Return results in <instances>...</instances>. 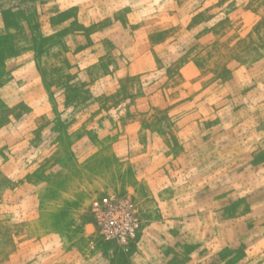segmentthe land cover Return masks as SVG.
<instances>
[{"label": "rangeland", "instance_id": "374dc122", "mask_svg": "<svg viewBox=\"0 0 264 264\" xmlns=\"http://www.w3.org/2000/svg\"><path fill=\"white\" fill-rule=\"evenodd\" d=\"M103 198L137 238L100 233ZM97 244L264 264V0H0V264Z\"/></svg>", "mask_w": 264, "mask_h": 264}, {"label": "built area", "instance_id": "2783aa9c", "mask_svg": "<svg viewBox=\"0 0 264 264\" xmlns=\"http://www.w3.org/2000/svg\"><path fill=\"white\" fill-rule=\"evenodd\" d=\"M93 213L100 233L110 239L128 243L140 231L138 216L126 198H103L96 201Z\"/></svg>", "mask_w": 264, "mask_h": 264}, {"label": "crops", "instance_id": "0c3cea01", "mask_svg": "<svg viewBox=\"0 0 264 264\" xmlns=\"http://www.w3.org/2000/svg\"><path fill=\"white\" fill-rule=\"evenodd\" d=\"M73 227V223L71 224ZM94 227V230H93ZM82 233L81 236L86 238V241H90L89 239L93 236V232L95 231V226L90 221H84L81 225ZM76 249V247L74 248ZM111 247L109 245H92L87 248V255L89 259L84 261V264H122L119 259L109 255V251H111ZM83 264V263H82Z\"/></svg>", "mask_w": 264, "mask_h": 264}]
</instances>
